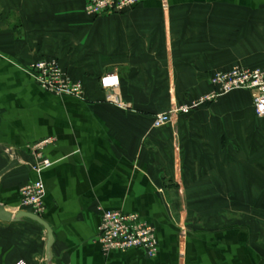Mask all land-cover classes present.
Segmentation results:
<instances>
[{
    "label": "crops",
    "instance_id": "0c3cea01",
    "mask_svg": "<svg viewBox=\"0 0 264 264\" xmlns=\"http://www.w3.org/2000/svg\"><path fill=\"white\" fill-rule=\"evenodd\" d=\"M86 0H0V146L20 166L0 179L13 213L21 188L42 181L40 217L54 235L52 264H264V119L244 90L176 125L154 118L212 91L233 68H264V0H146L99 17ZM56 59L80 98L41 89L30 67ZM119 78L121 109L101 79ZM51 166L30 151L48 139ZM12 158L0 153V172ZM138 214L159 253L105 255L101 211ZM36 223L0 222V264H47Z\"/></svg>",
    "mask_w": 264,
    "mask_h": 264
},
{
    "label": "built area",
    "instance_id": "2783aa9c",
    "mask_svg": "<svg viewBox=\"0 0 264 264\" xmlns=\"http://www.w3.org/2000/svg\"><path fill=\"white\" fill-rule=\"evenodd\" d=\"M146 0H86L85 12L90 17H99L115 12L133 9ZM36 83L44 91L56 96L80 98L84 94L83 84L74 81L56 59H42L30 67ZM212 91L188 104L178 105L167 113L154 118L153 128L163 129L176 125L181 116H189L198 109L215 103L220 97L234 91L244 90L250 93L256 117L264 119V68H233L230 71L216 73L210 80ZM102 87L109 91L108 99L121 109L127 105L119 96V78L108 75L101 79ZM55 143V139L42 140L30 149L34 171H42L51 166L45 156V149ZM21 205L25 210L40 216L44 211L43 198L45 186L42 181L25 184L21 188ZM105 255L124 253L132 249H141L148 258H155L159 253L157 232L153 225L143 220L138 214H127L121 211H101V223L97 237ZM17 264H27L19 261Z\"/></svg>",
    "mask_w": 264,
    "mask_h": 264
},
{
    "label": "water",
    "instance_id": "95a60500",
    "mask_svg": "<svg viewBox=\"0 0 264 264\" xmlns=\"http://www.w3.org/2000/svg\"><path fill=\"white\" fill-rule=\"evenodd\" d=\"M0 153H5L12 158L11 163L0 172V179L8 174L9 172L13 171L14 169L20 166V157L17 150L10 149L8 147L0 146ZM24 220H29L33 223L38 224L41 226L48 236V243H47V264H52L53 262V245H54V235L53 230L51 227L38 215L27 211H19L18 213H13L5 208V206L0 204V222L3 223H18Z\"/></svg>",
    "mask_w": 264,
    "mask_h": 264
}]
</instances>
